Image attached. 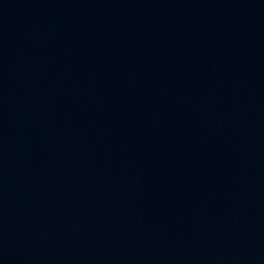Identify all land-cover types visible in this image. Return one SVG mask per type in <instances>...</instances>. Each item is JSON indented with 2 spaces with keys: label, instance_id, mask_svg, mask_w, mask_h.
I'll use <instances>...</instances> for the list:
<instances>
[{
  "label": "water",
  "instance_id": "obj_1",
  "mask_svg": "<svg viewBox=\"0 0 264 264\" xmlns=\"http://www.w3.org/2000/svg\"><path fill=\"white\" fill-rule=\"evenodd\" d=\"M0 264H264V0H0Z\"/></svg>",
  "mask_w": 264,
  "mask_h": 264
}]
</instances>
